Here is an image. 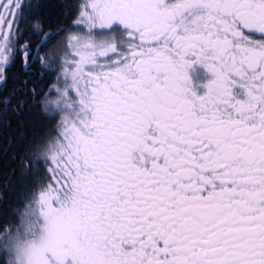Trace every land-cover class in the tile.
<instances>
[{"label": "snow or ice", "instance_id": "obj_1", "mask_svg": "<svg viewBox=\"0 0 264 264\" xmlns=\"http://www.w3.org/2000/svg\"><path fill=\"white\" fill-rule=\"evenodd\" d=\"M40 8L0 0V82L19 55L20 93L67 113L33 158L73 237L53 264H264V0H86L64 40ZM33 67L64 87H27Z\"/></svg>", "mask_w": 264, "mask_h": 264}, {"label": "trees", "instance_id": "obj_2", "mask_svg": "<svg viewBox=\"0 0 264 264\" xmlns=\"http://www.w3.org/2000/svg\"><path fill=\"white\" fill-rule=\"evenodd\" d=\"M40 5L39 14L48 26L63 25L74 11V0H41ZM15 75L11 73L15 79L12 92L17 95L21 79ZM27 87L36 86L31 83ZM31 97L11 98L10 108L6 113L0 112V264H13L12 253L2 243V236L22 231L27 209L43 190L42 185L52 182L43 166L33 163L34 155L49 136L52 121L43 117L36 102L23 104Z\"/></svg>", "mask_w": 264, "mask_h": 264}, {"label": "flooded vegetation", "instance_id": "obj_3", "mask_svg": "<svg viewBox=\"0 0 264 264\" xmlns=\"http://www.w3.org/2000/svg\"><path fill=\"white\" fill-rule=\"evenodd\" d=\"M40 1L41 0H39V3ZM87 2H90V0H87ZM167 2L175 3L177 2V0H167ZM85 3H86V0H74L73 14L66 18V21L64 22V24L63 25H60V24L51 25L53 27H60V28L67 29V31L61 33V36L57 38L58 40H64L69 35H84V30L79 27H74L73 23L78 18V15H79L78 9L81 6H83ZM44 27H45V30L48 29V25H46L45 23H44ZM21 30L24 32V36L22 37L20 42L23 43L31 35V31L28 28V22H25L24 24L21 25ZM5 31L7 30L5 29ZM97 34H95L97 37H94V38L98 41L107 39L109 35L107 32H102V34L101 33H97ZM250 38L255 39V40L264 39V37L259 36V34L252 36ZM12 51L15 52V49L13 48ZM51 54L53 56H58L62 59H72V57L68 55L67 51L62 46H59V45H57L55 49L52 50ZM53 67H59V65L57 64V65H54ZM25 71H28V70H22L21 60H20L19 55H17L12 65L6 69V75H7L6 82H0V99H4V98L11 99L12 98L13 100V98L15 97L17 99L23 97L20 91H17L18 92L17 95L14 92H12V86H13L12 84L15 79H14V76H11V73H16L17 76L16 75L15 76L19 80V79L27 78L24 75ZM36 71H37L36 67H33L31 71L29 72V75L32 81L31 83L36 86L35 88H38L36 90L37 92H40L42 89L45 90L46 92L47 88L51 87L52 85H55L57 89H62L64 87L62 83L56 80L55 78L56 74L48 73V74H45L43 78H41L39 75L35 74ZM189 76L191 78L193 85L203 84L206 82V72L199 65H194L193 68L189 70ZM49 98L53 102H55L57 100V93L53 92ZM41 99L42 97L40 96H33L29 100H31V102H36L39 105V110L42 113L43 117H45L47 120L52 121V127L50 130V133L48 134L49 136L47 137L45 142L52 140V139H58L59 137H58V132H57V125L60 122L61 115H67V113H62L61 115H55V113L52 112L51 109H49L48 112L46 113L45 110L43 109V106L39 103ZM10 104L7 106V110L8 108H10ZM2 110L3 109H0V112ZM53 115H55V118H51ZM62 131L63 129L61 128L60 132ZM72 242H73V237L71 234V229L69 228V230L66 232L64 236V240L59 245V250L70 251ZM50 261L53 262L51 256H50Z\"/></svg>", "mask_w": 264, "mask_h": 264}, {"label": "rangeland", "instance_id": "obj_4", "mask_svg": "<svg viewBox=\"0 0 264 264\" xmlns=\"http://www.w3.org/2000/svg\"><path fill=\"white\" fill-rule=\"evenodd\" d=\"M53 186L56 185L53 184ZM38 196L39 193L33 205L27 209L22 231L15 230L2 236V243L12 253L13 264H53L50 261V253L54 249L59 251V245L69 230V227L59 225L57 233L52 234L50 218L47 215H41L38 210Z\"/></svg>", "mask_w": 264, "mask_h": 264}]
</instances>
